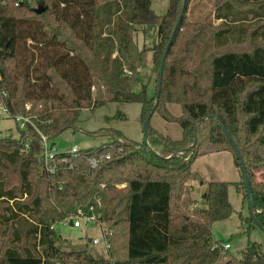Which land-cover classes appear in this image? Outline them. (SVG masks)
I'll return each instance as SVG.
<instances>
[{
  "label": "trees",
  "instance_id": "16d2710c",
  "mask_svg": "<svg viewBox=\"0 0 264 264\" xmlns=\"http://www.w3.org/2000/svg\"><path fill=\"white\" fill-rule=\"evenodd\" d=\"M188 1L168 0L160 16L151 0H0V101L34 125L15 123L17 137L0 138V264H264L262 254L223 252L212 235V224L232 213L228 184L208 182L194 210L186 183L202 141L230 151L241 172L224 128L245 164L248 223L264 230V0H216V26L186 20ZM146 25L157 27V79L170 41L157 101L133 91L141 56L134 35ZM107 103L139 104L146 138L85 132L106 131L110 142L58 153L54 170L39 176V133L55 143L77 129L82 110ZM154 114L178 124L181 138L152 128ZM241 177L234 185L249 204ZM78 209L104 225L106 258L57 247L53 226Z\"/></svg>",
  "mask_w": 264,
  "mask_h": 264
},
{
  "label": "rangeland",
  "instance_id": "374dc122",
  "mask_svg": "<svg viewBox=\"0 0 264 264\" xmlns=\"http://www.w3.org/2000/svg\"><path fill=\"white\" fill-rule=\"evenodd\" d=\"M216 0H189L186 8V20L190 22H209L213 26L219 21L213 20V11ZM168 0H151V9L156 15H163ZM134 41L141 53L136 69V82L133 91L138 93L144 90L148 97L154 98L157 86V67L153 63L152 48L157 43V27L146 25L137 27ZM171 115L178 117L181 114L180 106L171 104L166 106ZM15 122L8 117L0 118V138L7 136L17 137ZM150 126L163 135L172 139L181 138V129L178 124L167 122L154 114L150 119ZM77 129H67L56 139L54 151L68 152L73 145L78 148L98 147L110 142V137L103 132L98 136H90L85 132H94L98 129H116L125 137L140 142L143 139L142 124L140 122V105L137 103H107L93 111L82 110L76 123ZM200 153L191 166L193 179L186 181L189 187L188 198L194 202L192 209H200L203 205L201 195L210 181L225 182L231 215L223 220L215 221L211 226L213 237L218 241L229 244L227 250L237 259L264 255V230L258 225L248 223L251 216V207L248 201L237 192L235 183L242 180L240 170L235 167L232 153L224 149L212 148L209 143L202 141ZM257 179L260 177L256 174ZM184 199V198H183ZM79 228L65 227L58 223L55 231L61 236L57 247L65 251L85 250L96 258H106L102 253V232L98 226L85 224L81 221ZM251 226V227H248ZM100 239V243L93 245L88 239Z\"/></svg>",
  "mask_w": 264,
  "mask_h": 264
},
{
  "label": "built area",
  "instance_id": "2783aa9c",
  "mask_svg": "<svg viewBox=\"0 0 264 264\" xmlns=\"http://www.w3.org/2000/svg\"><path fill=\"white\" fill-rule=\"evenodd\" d=\"M127 74L130 75V73H128V72H127ZM5 94L6 93L3 92V96H5ZM25 108L29 109L30 105L26 104ZM1 117H8V118L13 119L14 122L17 124L19 129H24L26 124H30V125L34 126L32 121H31V118L28 116H24L22 114L11 115L7 106L2 101H0V118ZM39 135H40V146L42 149V156H43V167L47 171L52 172L55 168L54 157L56 154H58V152L54 151V147L52 148V150H49L50 143L45 139V137L43 135H41L40 133H39ZM79 149L80 148H78L76 145H73L70 148V150L68 152H65V153H69L70 155L75 156L77 154V152L79 151ZM106 158H108V156H106ZM59 161L69 164V159H67V158L61 159ZM51 162L53 163V166H50ZM90 166L92 168L96 167L97 161L91 159L90 160ZM80 220L83 221L85 224H93V225L98 226L100 228V231L102 232V240H103L102 253L107 254V251H108V243H107V239H106L107 231H106L104 225L97 220V217L94 214H92L90 216L83 215V213L78 209L76 216H74L73 218H66L63 221H61L60 224H62V226H65V227H70L69 221H72L71 227L79 228L81 226ZM89 243H91L93 245H97L100 243V239L99 238L90 239ZM222 249H223V252L227 251L229 249V244L224 243ZM221 259L222 260L226 259V257L224 256L223 253H222Z\"/></svg>",
  "mask_w": 264,
  "mask_h": 264
},
{
  "label": "water",
  "instance_id": "95a60500",
  "mask_svg": "<svg viewBox=\"0 0 264 264\" xmlns=\"http://www.w3.org/2000/svg\"><path fill=\"white\" fill-rule=\"evenodd\" d=\"M185 2V0H183V3ZM44 10V7H39L36 12L37 13H41L42 11ZM180 18H181V14L179 16V19L176 23V26L173 30V33L175 32L177 26H178V23L180 21ZM169 45H170V41L168 42L166 48H165V51L162 55V58H161V62H160V67H159V71H158V79H157V90H156V101L158 99V96H159V91H160V86H161V77H162V70H163V64H164V60H165V56H166V53H167V50L169 48ZM148 120L149 119H146L144 122H143V125H142V133H143V137L144 139L146 138V134H147V125H148ZM223 131L224 133L226 134L227 138L229 139V141L231 142L232 146H233V149L235 150V153L237 155V157L239 158V163H240V168H241V172H242V176H243V183H244V186H245V189H246V193H247V197H248V200H249V204H250V207H253L254 203H253V199H252V196H251V190H250V187H249V183H248V180H247V175H246V168H245V164L240 156V153H239V150L237 148V146L235 145V143L232 141L231 137L229 136V134L227 133V131L223 128ZM56 143H50L49 145V150H52V148L55 146ZM50 166H53V163L51 162L50 163ZM43 171H44V167L41 166L39 167V176H41L43 174ZM69 226L71 227L72 226V221H69ZM88 242H90V239L88 240Z\"/></svg>",
  "mask_w": 264,
  "mask_h": 264
},
{
  "label": "crops",
  "instance_id": "0c3cea01",
  "mask_svg": "<svg viewBox=\"0 0 264 264\" xmlns=\"http://www.w3.org/2000/svg\"><path fill=\"white\" fill-rule=\"evenodd\" d=\"M89 240V239H88Z\"/></svg>",
  "mask_w": 264,
  "mask_h": 264
}]
</instances>
